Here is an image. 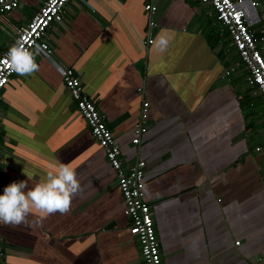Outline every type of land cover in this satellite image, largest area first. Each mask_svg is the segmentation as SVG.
Wrapping results in <instances>:
<instances>
[{
  "label": "crops",
  "instance_id": "0c3cea01",
  "mask_svg": "<svg viewBox=\"0 0 264 264\" xmlns=\"http://www.w3.org/2000/svg\"><path fill=\"white\" fill-rule=\"evenodd\" d=\"M42 1L0 14V52ZM146 1L67 0L44 31L50 58L39 53L38 71L13 72L0 90V194L12 181L33 187L60 162L82 187L67 214L0 225V264H143L115 172L58 66L73 69L104 114L123 166L143 161L163 264H264V102L229 47L214 42L222 24L208 4L151 0L150 17ZM254 1L249 28L259 36L264 0ZM259 48L264 57V41ZM142 101L146 130L134 144Z\"/></svg>",
  "mask_w": 264,
  "mask_h": 264
},
{
  "label": "built area",
  "instance_id": "2783aa9c",
  "mask_svg": "<svg viewBox=\"0 0 264 264\" xmlns=\"http://www.w3.org/2000/svg\"><path fill=\"white\" fill-rule=\"evenodd\" d=\"M66 1L43 0L29 20L17 28L13 41L0 52V90L13 73L8 68L6 54L17 40L25 42L26 47L31 45L29 50L39 47L40 54L50 58L51 50L43 39L44 31L50 23L61 21ZM200 2L211 7L215 18L228 31L239 61L248 73L247 83L255 87L256 93L264 102V57L259 48V43L264 41V34L255 36L249 28L250 24L257 21L256 2L254 0H200ZM18 3L19 0H0V14L15 8ZM144 9L151 17L156 7L151 0H147ZM146 42H151V39L148 38ZM57 68L85 126L115 172L124 213L129 220L128 231L138 243L143 264H163L149 205L142 198L143 161L138 160L127 167L123 166L120 148L106 124L104 114L83 93L79 77L72 68L59 66ZM225 73L228 74V70ZM146 106L147 102L142 101L137 122L132 129L131 142L134 144L146 130Z\"/></svg>",
  "mask_w": 264,
  "mask_h": 264
},
{
  "label": "clouds",
  "instance_id": "9594fccd",
  "mask_svg": "<svg viewBox=\"0 0 264 264\" xmlns=\"http://www.w3.org/2000/svg\"><path fill=\"white\" fill-rule=\"evenodd\" d=\"M161 51L167 47V39L156 38ZM25 42L17 40L6 54L10 71L20 76H30L39 70L35 56L39 47L30 51ZM46 178L29 188L24 180L12 181L0 194V225L19 226L28 222L30 214L38 215L40 221L57 212L67 214L71 210L72 200L82 187L75 169L68 163L60 162L51 166ZM27 176L28 174L25 173Z\"/></svg>",
  "mask_w": 264,
  "mask_h": 264
},
{
  "label": "trees",
  "instance_id": "16d2710c",
  "mask_svg": "<svg viewBox=\"0 0 264 264\" xmlns=\"http://www.w3.org/2000/svg\"><path fill=\"white\" fill-rule=\"evenodd\" d=\"M216 31H218V32H220V33L222 32L221 37L218 36V37L214 40V42L219 43V44H220V42H219L220 40L223 41L218 47H221L222 44H223L224 46L229 47V49L231 50V54H232V56L238 58L237 51L235 50L234 45L232 44V40H231V38H230V36H229V34H228V31H227L223 26H222V28H220V29H219V27H218V30H216ZM217 35H218V34H217ZM238 60H239V58H238ZM244 73H245V78H246L247 75H248V73L246 72V70L244 71ZM246 80H247V79H246ZM249 89H250V92H251L252 90H255V87H254L253 85H250ZM252 93L254 94L255 97L259 96L255 91L252 92ZM246 94H247V93H246ZM246 94L243 95V98H245V99L248 97V95H246Z\"/></svg>",
  "mask_w": 264,
  "mask_h": 264
}]
</instances>
